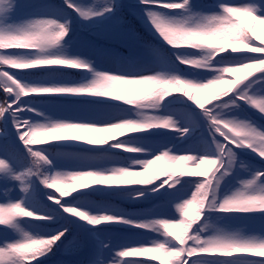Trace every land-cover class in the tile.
<instances>
[{
    "label": "snow or ice",
    "instance_id": "6c2138e0",
    "mask_svg": "<svg viewBox=\"0 0 264 264\" xmlns=\"http://www.w3.org/2000/svg\"><path fill=\"white\" fill-rule=\"evenodd\" d=\"M258 24L264 0H0V264H264ZM165 157L209 167L140 178Z\"/></svg>",
    "mask_w": 264,
    "mask_h": 264
},
{
    "label": "trees",
    "instance_id": "16d2710c",
    "mask_svg": "<svg viewBox=\"0 0 264 264\" xmlns=\"http://www.w3.org/2000/svg\"><path fill=\"white\" fill-rule=\"evenodd\" d=\"M241 22L245 24L249 29L252 26V19L250 16H242L241 17ZM257 34L260 35L262 38H264V24H258L257 25ZM259 42V41H258ZM236 47L239 50H246L244 43H237ZM15 71H20V70H15ZM243 71L240 72H234V73H229L228 75L231 76L234 79H239L243 75ZM128 87L133 88L137 90L138 93L143 94L144 92L152 89L154 90L155 86L154 85H149V84H141V85H129ZM228 87L227 84H221V85H216V89H224ZM214 89H208L205 91L204 95L207 97L208 94L213 91ZM113 132L109 131H101L93 134L94 138H108L113 136ZM124 138V137H120ZM40 145H37L36 147H39ZM205 167H208V165H204ZM161 170H169V171H176V172H181V171H195L197 174L201 173L198 172V168H195L191 162L189 161H172L169 158L165 157L162 158L158 161H155L149 168L148 172L144 174V176H141L140 178L143 179L147 175H151L153 172L156 171H161ZM84 181L77 180L74 183L79 185L83 183ZM60 187L65 188L67 190H70L69 185H64L61 184ZM79 190V189H78ZM52 191H55V189H52ZM74 194V193H72ZM59 195V194H57ZM69 197H64V199H68ZM173 211L176 212V215L179 216L181 215L178 211H176L175 206H173ZM150 231V230H148ZM168 232L173 234V237L176 232L182 231L181 228L179 227H173L169 228L167 230ZM145 247H151V245H145ZM122 259H143V260H148L151 262V264H170V260L168 258H165L161 253L156 252V251H147V252H134L131 256L129 257H124Z\"/></svg>",
    "mask_w": 264,
    "mask_h": 264
},
{
    "label": "rangeland",
    "instance_id": "374dc122",
    "mask_svg": "<svg viewBox=\"0 0 264 264\" xmlns=\"http://www.w3.org/2000/svg\"><path fill=\"white\" fill-rule=\"evenodd\" d=\"M243 75H244V73H243ZM242 75V76H243ZM241 76V77H242ZM241 77L239 78V79H237L238 81L241 79ZM205 166L203 165V166H201L200 168H198V172H202L203 171V168H204ZM209 167V166H208ZM245 255H251L250 253H246Z\"/></svg>",
    "mask_w": 264,
    "mask_h": 264
}]
</instances>
